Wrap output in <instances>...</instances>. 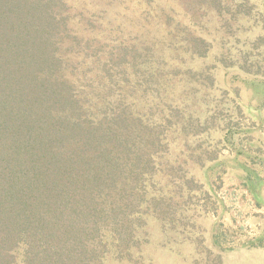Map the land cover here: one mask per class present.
Returning a JSON list of instances; mask_svg holds the SVG:
<instances>
[{"label": "trees", "instance_id": "obj_1", "mask_svg": "<svg viewBox=\"0 0 264 264\" xmlns=\"http://www.w3.org/2000/svg\"><path fill=\"white\" fill-rule=\"evenodd\" d=\"M74 1L0 0V264L134 263L153 223L186 234L233 133L194 61L240 0Z\"/></svg>", "mask_w": 264, "mask_h": 264}, {"label": "rangeland", "instance_id": "obj_2", "mask_svg": "<svg viewBox=\"0 0 264 264\" xmlns=\"http://www.w3.org/2000/svg\"><path fill=\"white\" fill-rule=\"evenodd\" d=\"M239 3L232 24L203 20L218 29L204 31L210 53L194 61L213 73L218 122L233 131L214 132L218 158L192 201L200 206L186 234L166 235L153 223L142 256L114 264H264V0ZM240 6L249 17H241Z\"/></svg>", "mask_w": 264, "mask_h": 264}]
</instances>
